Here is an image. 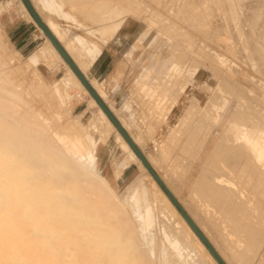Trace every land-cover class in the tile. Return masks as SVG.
<instances>
[{"label": "rangeland", "instance_id": "1", "mask_svg": "<svg viewBox=\"0 0 264 264\" xmlns=\"http://www.w3.org/2000/svg\"><path fill=\"white\" fill-rule=\"evenodd\" d=\"M5 1H7L8 3L6 6L4 5L5 7L3 6L2 9L7 8L13 0H2L1 3H4ZM14 1L17 2V0ZM83 1L84 0H79V3H82ZM199 1L200 0H111L109 1V3H111V6H109L106 11L107 19H112V22H114V24L116 23L115 25H121V27L117 28V30L114 31L111 36H109L111 27L104 34L101 33V35L103 36H101L99 33H92L91 31H89L88 26L92 23V19H84L81 14H78L77 9H75L74 7V3L71 1L56 0V2L60 5L59 11L56 12H47L46 10H42L41 8L40 11H42L41 13L45 15V18L52 17L53 19H55V21L60 23L61 27L69 28L68 34L76 31L77 33L83 35L86 39L83 46L87 49L100 44L103 48L115 36L118 30H123L125 33H128L130 35L129 40L134 41L132 43L130 52L135 49L136 52L141 54L140 72H142L144 68L152 69V67L150 66L151 61L156 63L153 67L158 66L159 69H156L154 71L151 70L150 74L155 73V76L158 77L157 79L159 80L158 82L160 85L158 84L157 86V89L159 90L157 92L160 94V92L162 93L166 91V95H168L169 97L173 96L174 94L179 95L177 98L178 103L181 102L178 107L179 111L182 107H188L184 109L187 111L184 112V116H181L180 119L183 120L182 127L185 130L181 133H178L179 135H182V137L176 135V132L174 131H170L169 133L166 124H158V120H160L159 117L162 115L160 113H155V116L156 118H158V120H156V118H153L151 121L158 126L155 128L154 132H151V124L145 117V113L147 112L148 107L143 104L146 102L142 101L144 98L145 101H149L150 99L149 97L146 98V96L142 93V96H138L140 98H137V100L132 99L130 101V105L132 107L131 112L133 111L132 116L128 114V111H123L126 118L132 121L129 127L131 133L134 135V139L136 137L135 140L137 142L139 140L142 146L140 147L144 150L152 165H155L154 167L157 168L156 170L160 172V174L162 175L160 176L162 178L164 177V180L166 177L168 180V184L171 182L169 185H172L174 194L177 195L181 200L185 201L182 202L184 207H187V210L191 208V210H189V213L192 215V217H194L195 222L197 223L198 221L197 224H200V221L202 224L205 222L207 226L205 224H203L204 227L202 226V224H200L202 227L200 225L198 226L205 234L207 232V237L213 234L208 238L211 240L213 238L212 243L215 241V245L218 244L222 247V251H219L225 256L227 255V258L224 256V260L228 264H230L231 262V264H242V259L244 255H246L245 250L252 251L251 258L247 264H252L256 257H260V261L264 263V253H260L261 247L264 243V194L263 196L259 195L262 194V191H260L261 187H263L262 190H264V184L259 182L258 180H254L253 178L250 179L249 182L241 180L240 178H238L237 173V176L234 175L235 171L239 172V170L243 169L240 164L239 166H237L239 167L238 169L234 168L235 170L233 173V170H231L229 166H224L222 160H219L221 156L220 151L222 150L221 144L223 145L227 143L229 138H227L229 134L227 135L225 130L220 128V123L222 124L224 121L225 114L223 113L225 112V109L228 110V112H233L232 108H234V106H236L237 104L241 105L242 103L248 106V100L250 101H248V103H251L252 105L250 104V106L252 107L255 103L257 104V106L254 105L253 108L256 107V109H259L260 111L261 107H259V104H262V108H264V7L262 8L263 10L260 9L261 11H257V6L255 7L256 2L254 1L252 3V0H244V2H242L243 0ZM34 2H37L36 5H38L37 0H35ZM129 2H131V4H129ZM171 2H173L174 4ZM227 2L228 6L226 5ZM97 7L99 8L100 6H95V8ZM129 7H131V10L128 9ZM253 7L255 8V11ZM195 8H197V10H195ZM230 8L233 9L231 10ZM101 9L103 10V8ZM187 9L189 11H187ZM19 10V14H22L24 18L29 21V31L35 29V31H33L36 35V38L31 48L34 50L31 53L28 52L30 51L28 49L24 52H21L9 38L6 29L4 28L2 19L0 18V53H2L1 55L5 57L8 56V61L5 65H3L4 67L8 66L9 68L6 67L7 69H12L10 66H16L18 69L22 67L21 70L19 69V74H21V76L22 74L25 75L24 78L23 76L21 77L22 80H20V76L19 78H14H17L20 82L18 80L12 81L11 79L12 85L14 84L13 87L17 90V92L23 91L22 93L18 92V95L20 96H18V98H21L23 100L22 101L19 99L23 102L21 107L23 110H25L24 108H27L26 110L30 109L28 111H31L33 115H35V118H37V121H33L38 122L39 120L40 123H43L48 132L60 142L67 143L69 141H72L73 135L70 131H62L61 129H59L55 125L58 124V122L59 124L63 122L64 125L72 122L74 124H77L76 128H80V130L82 131H85L86 127L88 128L89 136L87 145H85L86 147L78 144L76 149L83 152V161H86L89 158L86 154L87 151H90L91 149L90 153L93 156V171L95 173V179L102 183V193L99 196V199L97 197H95L96 199L93 198L94 195L92 196V193L94 191L92 189L87 190L83 188L82 182H79V180H76L78 182H76L75 180L73 181V179L75 178L73 176L70 178L66 177V179H62L61 181H57L43 174L40 175L41 173H33L35 167H37L40 164V161H43L44 158L40 157L39 153H37V156L31 152L27 153L24 147L17 146L14 144V142L12 144L11 142L7 144V142L12 140L7 138L6 136L4 137V131L2 130V133L0 129V248H3L4 252L11 251L14 254L22 253L24 249H29V252L31 254L24 259L13 258L10 262H13V264H210L207 262V260H205L203 256H201L203 254L200 252V250L193 247V244L190 242L189 236L180 227L175 217H172L171 214L169 215L170 218H164V214L168 212V209L164 206L155 190L152 189L150 182L146 178V176L141 174L142 167L132 160L130 155L126 153V149L118 146L119 142H117L115 133L112 130V126L107 125L108 123L104 119L99 118L96 115L97 109L94 102L90 103V96L84 93L82 90L76 88L75 86H70L67 92L64 94H62L63 92L60 93L61 91L56 92L55 94L49 91L52 89L54 90V80H59V78L67 76V68L57 60L55 61L54 57L52 59V55H48V58L45 57V60L41 59L35 61V64H32L29 61L37 48L43 45L45 39L43 34L37 33L35 24L23 14L20 7ZM66 11L69 13L71 12L69 16H65L63 14ZM185 15L186 19H184ZM179 16L182 17L179 18ZM176 17H178V19ZM190 17H193L194 20L192 18L190 19ZM169 20L171 23L169 22ZM191 21L192 23H189ZM164 23H169V25H166ZM229 26H232L231 29L233 28L234 30H231ZM173 28L174 30H176H172ZM216 30L217 32H215ZM167 32L169 33L167 34ZM248 32L251 33V35H248ZM202 33H204L205 36ZM213 35L215 37H213ZM233 35L234 37H232ZM105 36L107 39L105 38ZM65 38H67V40L64 39V41L66 40L67 42H65L71 45L70 47L74 49L73 51H75L80 58L83 57L77 49L79 47L75 46L74 42L71 41V36L65 35ZM179 39L181 41H179ZM186 39L191 40V42L189 43V40L187 41ZM217 42L218 44L216 45ZM248 42L250 43V45ZM201 45L203 46V48ZM182 52L183 54H181ZM179 55L182 56V58H180ZM130 56L131 55H129L127 59L130 58ZM211 57L214 59H212ZM85 59L86 56H84V58H81V62L83 64L82 60H84V62L86 63L83 65H85V70L87 69L88 73L91 71V60L88 59L89 62H86L87 59ZM198 59L200 60V62ZM28 63L31 64L29 65ZM45 66L57 73L55 79L52 80L42 74L44 68H46ZM241 67L244 69V71ZM259 70H261V73ZM216 72L220 74L218 75L216 74ZM241 72L243 73L241 74ZM88 75L90 76V73H88ZM89 78L91 79V81H95H93L95 85L98 84L96 86L100 87L101 89H99L104 94V79L99 81L97 80L96 82V80L91 76ZM27 79L32 83L28 82ZM248 79L250 82L248 81ZM33 83L35 84L33 85ZM45 83L48 85H46ZM234 83L235 86L241 88L240 91L239 88L234 86ZM21 84L26 85L22 86ZM30 84L32 85L34 93L37 92L34 96H32V94L34 93H31L32 88ZM49 84L51 87L49 86ZM27 85L29 88L27 87ZM36 86L40 89H37ZM41 87L43 89H41ZM217 87L219 90L217 89ZM222 87L223 90L226 91L220 90V88ZM25 89H28L27 91L31 93L30 96L29 94H27L29 92H27ZM36 89L37 91H35ZM39 90H43L42 92L45 93L46 97L45 95L43 96V93L39 92ZM128 90V87H125L124 89L118 91L116 89H112L107 91V97L105 96L106 94H104V97L105 99L107 98L108 101L112 104L119 103L125 93L128 92ZM50 92L52 93V95ZM230 92H232V94ZM215 93H217L216 96H221L219 97L220 102H217V104L216 101L218 100L216 99L217 97H215ZM239 95L242 97H240ZM53 97L54 99L59 100H57L56 102V100L51 99ZM229 97L232 98V101ZM25 98L29 99L26 101ZM32 98H34L33 100L35 102L32 100ZM223 98L226 103L228 102L227 104H230L229 107L228 105L225 106L226 108L223 106L225 103L223 101ZM168 99L169 98H166L164 100L169 101ZM48 100L54 102H48ZM42 101H46L44 105H42ZM238 101L240 104L237 103ZM58 102L62 104H58ZM34 103L35 105H33ZM78 103V107L74 108ZM169 103L170 101L165 102L164 104L169 105ZM207 103L209 104L207 105ZM218 103H220L221 105H218ZM50 104L52 108H50ZM166 105L164 106L166 107ZM47 106L48 108H46ZM55 106L58 108H55ZM31 107H38V109L36 111V108L34 109ZM45 108L47 110H50L46 112L47 110ZM80 108H86L87 110L86 114L83 117L77 115V110ZM205 108L208 111H206ZM39 110L42 111V113H37L40 112ZM51 111L53 114L51 113ZM117 111L116 113L119 115L118 117H122V119H124L120 111L118 109ZM43 112L46 114V116H44ZM261 112L264 113V109H261ZM92 113L96 115L95 120H97L102 129L101 133L94 130L92 127L93 124L89 123V119ZM230 117H228V120L231 119ZM32 118L34 119V117ZM255 120L256 121L253 120V122L249 121V123L253 124L255 122L254 124H256V126L254 127L260 130L263 129L264 131V116L261 117V122L260 120ZM229 122L230 121H228V124L230 125ZM259 122L261 123V125ZM63 123H61L60 125H62ZM196 123L200 125L201 128L198 131L197 128H195ZM237 123L234 124V128L231 127V129L236 133H238V127H243L241 122ZM250 124L247 125L249 126ZM51 125L53 127H51ZM52 128L56 131H54ZM221 131L223 133H221ZM66 132L68 134H66ZM221 134L223 137L225 136V139H222ZM199 136L202 137L199 138ZM216 137L219 140L222 139L221 141H224V143L219 140L215 141L217 140ZM198 138L201 142L198 140ZM194 139H197L198 141H194ZM101 143L105 145L102 147ZM198 143L203 144L200 145ZM216 143H218L217 148L215 145ZM100 151H102L101 154ZM103 152H108L109 160L114 162L115 170L113 177H109V171L100 170L99 168V157H103ZM213 155L216 157L214 158ZM10 157H13L14 160H11ZM202 159H204V161ZM213 162L216 163V165H219L217 167H220L221 169L217 168L214 164L216 167L215 168ZM129 164V169L125 172V174H122L121 169L128 166ZM205 165H208L207 171H205ZM199 166L203 167L204 170ZM234 167L236 166L234 165ZM201 171L202 173H200ZM204 171L206 175L205 173H203ZM221 171L223 172L221 173ZM226 171L228 172L227 176L224 175ZM244 171L253 172V170L250 171L248 169ZM215 172L218 175H215ZM34 174L36 176H34ZM138 174V179L140 180V182H143V191L145 193V196H142L141 188H139V190L131 189V186L134 184V178H136ZM199 174L205 175V179L209 180V184L212 183L213 186L215 185V182L210 181V179L213 180L212 178H214L215 176H221L219 178V181L231 184L224 185V187H226L225 189L222 187L223 184L219 186L220 189L221 187L223 188L221 189L222 193V190H224L223 195L225 197V201H223L222 197H219L217 201L216 199L214 200L212 198H208V196L200 194L199 192L197 193L195 191V189L197 188V179H204V177L199 176ZM44 176L46 177V182L44 181L43 183V180H41L40 182L41 178L45 180ZM175 176L177 179L175 178ZM182 177L183 179H181ZM47 178L49 179L48 182ZM174 178L178 182H176ZM167 180H165L166 183ZM204 180L203 182L205 183L206 180ZM175 182L179 183L176 184L177 188L175 187ZM181 186L182 188H180ZM230 186L231 188L233 187L232 189L234 190V192L228 191L229 189L226 190L227 187L230 188ZM185 187L187 189L189 187V192L187 194H185ZM192 187V191L194 190L193 192H191L190 190V188ZM231 188L230 190H232ZM131 190L133 191L131 192ZM236 191L238 193H236ZM226 192H228V194ZM229 192L232 193V195ZM245 193H247V196L245 195ZM207 194L210 195V192H207ZM235 194L237 196H235ZM230 197L233 198V200L230 199ZM238 197L241 199H239ZM227 198L231 200V204L228 203L229 200ZM151 201V223L148 230L143 222L140 223L135 220L132 209L134 207L138 208L144 203ZM232 201L235 203V208ZM217 203L218 208L216 207ZM227 203L230 205H228ZM214 204L215 207L213 206ZM230 207L234 210H230ZM195 216H200V220H198V217ZM208 228L210 232L208 231ZM175 231L177 237L179 236L178 234H180L178 239L181 240V242H179V240L177 239ZM208 232L211 234H208ZM250 237L251 240L249 239ZM245 239L250 240V242L252 243V246H250L249 244L247 249H245L246 247L243 242L245 241ZM218 245L216 246V248L219 249ZM186 251H193L191 257L187 258L188 255ZM152 253L155 254L153 255ZM3 257L4 253H0V264L3 263ZM227 259H229V261ZM257 264H259V262Z\"/></svg>", "mask_w": 264, "mask_h": 264}, {"label": "bare ground", "instance_id": "2", "mask_svg": "<svg viewBox=\"0 0 264 264\" xmlns=\"http://www.w3.org/2000/svg\"><path fill=\"white\" fill-rule=\"evenodd\" d=\"M4 1V0H3ZM32 1V0H31ZM35 1V0H34ZM114 1V0H113ZM118 1V0H117ZM128 1H132V0H128ZM134 1H137V0H134ZM189 1V0H188ZM201 1V0H200ZM199 1V2H200ZM203 1V0H202ZM211 1V0H210ZM225 1V0H224ZM256 2L254 5H255V7H256V9H257V11H259L260 9H262L263 7H264V0H252V3L253 2ZM161 2V1H160ZM181 2V1H180ZM233 2V1H232ZM242 2H244V0L242 1ZM241 2V3H242ZM7 1H5L4 3H1L0 2V11L2 10V7L5 5H7ZM17 3H18V5H19V7L23 10V13H24V15L29 19V20H31L34 24H35V27H36V30H37V33H41V34H43V36H44V43H43V45L42 46H40V47H38L37 48V50L34 52V54L32 55V57L29 59V61L32 63V64H35L36 62L35 61H37V60H41V59H44L45 57H47L48 55L50 56V55H52V59H53V57L55 58V61L57 60L58 62H60V63H62L63 64V66H65L66 68H67V71H68V74H67V76H64V77H61V78H59V80H54V90L52 89V90H49V91H51V92H53L54 94L56 93V92H59V91H61L60 93H62V94H64V93H66L67 92V90H68V88L70 87V86H75L76 88H78V89H80V90H82L84 93H86V94H88L89 96H90V99H91V101H90V103L91 102H94V104H95V106H96V109H97V111H96V115L99 117V118H102V119H104L108 124L107 125H111L112 126V130H113V132L115 133V137H116V139H117V142H119V145L118 146H121L123 149H126V153H128L129 155H130V157L132 158V160L133 161H135L136 163H138L141 167H142V170H141V174H143L144 176H146V178L149 180V182H150V185H151V187H152V189H154L155 190V192L157 193V195L160 197V199H161V201H162V203L164 204V206L168 209V212L167 213H165L164 214V218L165 219H168V218H170L169 217V215H171L172 214V217H175V219L177 220V222L179 223V225H180V227L183 229V231L189 236V238H190V242L193 244V247L195 248V249H198V250H200V252L203 254V255H201V256H203L204 258H205V260H207V262L208 263H210V264H219L217 261H216V259L212 256V254L209 252V250L206 248V246L204 245V243L200 240V238L197 236V234L193 231V229L190 227V225L188 224V222L184 219V217L181 215V213L177 210V208L174 206V204L170 201V199L168 198V196L164 193V191L160 188V186L156 183V181L154 180V178L150 175V173L147 171V169L144 167V165L142 164V162L139 160V158L136 156V154L133 152V150L130 148V146L128 145V143L126 142V140L123 138V136L120 134V132L116 129V127L112 124V122L109 120V118L107 117V115H106V113L102 110V108L96 103V101L94 100V98L89 94V92H88V90L84 87V85L81 83V81L78 79V77L76 76V74L73 72V70L70 68V66L65 62V60L60 56V54H59V52L57 51V49L54 47V45L52 44V42L49 40V38L44 34V32L42 31V29L36 24V22L32 19V17L30 16V14H29V12L27 11V9L25 8V6H24V4L22 3V0H17ZM33 3V5H34V3L35 2H32ZM37 3V2H36ZM65 3V2H64ZM119 3V2H118ZM120 3H122V2H120ZM134 3H137V2H134ZM171 3H173V2H171ZM191 3H194V2H191ZM236 3V2H235ZM251 3V4H252ZM129 4H131V2H129ZM174 4V3H173ZM180 4V3H179ZM186 4V3H185ZM189 4V3H188ZM220 4H221V2H220ZM224 4V3H223ZM231 4V3H230ZM247 4H248V2H247ZM250 4V5H251ZM133 5V4H132ZM181 5V4H180ZM191 5V4H190ZM194 5H197V4H194ZM207 5V4H206ZM226 5L228 6V2L226 3ZM233 5V4H232ZM250 5H248V6H250ZM4 6V7H5ZM37 6V5H36ZM118 6V5H117ZM134 6V5H133ZM144 6V5H143ZM221 6V5H220ZM219 6V7H220ZM227 6H226V8H227ZM231 6V5H230ZM242 6H243V4H242ZM245 6V5H244ZM253 6V5H252ZM35 7V6H34ZM185 7H186V5H185ZM202 7V6H201ZM208 7V6H207ZM222 7V6H221ZM36 8V7H35ZM131 7H129L128 9H130ZM143 8V7H142ZM152 8V7H151ZM167 8V7H166ZM178 8V7H177ZM190 8V7H189ZM250 8V7H249ZM254 8V7H253ZM45 9V8H44ZM114 9V8H113ZM117 9V8H116ZM139 9V8H138ZM145 9V8H144ZM173 9V8H172ZM175 9V8H174ZM179 9V8H178ZM181 9V8H180ZM231 9V8H230ZM233 9V8H232ZM231 9V10H232ZM37 10V9H36ZM94 11H95V13H97L99 16H100V18H99V16H96V19H97V17L99 18V19H102V20H106L107 19V12L106 11H104V10H102L100 7L98 8H94L93 9ZM131 10V9H130ZM177 10V9H176ZM175 10V11H176ZM182 10V9H181ZM195 10H197V8H195ZM223 10V9H222ZM263 10V9H262ZM38 11V10H37ZM163 11V10H162ZM187 11H189L188 9H187ZM220 11H221V9H220ZM247 11V10H246ZM254 11H255V8H254ZM261 11V10H260ZM40 12V10L38 11V13ZM42 12V11H41ZM40 12V13H41ZM67 12V11H66ZM65 12V13H66ZM165 12V11H164ZM180 12V11H179ZM239 12V11H238ZM251 12V11H250ZM39 13V14H40ZM71 13V12H70ZM69 13V14H70ZM176 13V12H175ZM195 13V12H194ZM202 13V12H201ZM214 13V12H213ZM216 13V12H215ZM259 13V12H258ZM74 14H76V13H74ZM80 14H82V13H80ZM86 14V17L85 18H88L89 19V17H87V13H85ZM164 14V13H163ZM167 14V13H166ZM180 14V13H179ZM187 14V13H186ZM251 14V13H250ZM260 14H261V12H260ZM42 14H40V16H41ZM44 15V14H43ZM42 15V16H43ZM83 15V14H82ZM89 15V14H88ZM193 15V14H192ZM195 15V14H194ZM41 16V18L44 20V22L48 25V27L50 28V30L53 32V34L58 38V40L62 43V45L64 46V48L66 49V51L69 53V55L72 57V59L74 60V62L77 64V66L79 67V69L84 73V75L88 78V80L90 81V83L92 84V86L96 89V91L98 92V94L102 97V99L106 102V99H105V97H104V94H106V93H104L103 94V92H101V88L100 87H97L96 85H98V84H94L93 83V81H91V79L89 78L90 76L88 75V73H90V72H88L87 73V69L85 70V65H83V64H86L85 62H84V60H82L83 61V64H82V62H81V58H84V57H79V55H77V53L75 52V51H73L74 49H72V47H70L71 45H69L68 43H66L67 41V38H65V35H67V33H69V30H61V28L59 27L60 25H59V23L57 22V21H55V19H53V18H48V17H46V18H43ZM84 16V15H83ZM169 16V15H168ZM176 16H178V15H176ZM190 16H191V14H190ZM214 16V15H213ZM218 16V15H217ZM250 16V15H249ZM44 17H45V15H44ZM170 17V16H169ZM182 17V16H181ZM180 16H179V18H181ZM195 17H197V16H195ZM208 17V16H207ZM246 17V16H245ZM84 18V19H85ZM177 19H178V17H176ZM193 19V17H190V19ZM202 18V17H201ZM218 18V17H217ZM236 18H238V17H236ZM98 19V20H99ZM123 19H124V17H123ZM163 19V18H162ZM184 19H186V15L184 16ZM203 19V18H202ZM227 19V18H226ZM242 19V18H241ZM97 20V21H98ZM160 20V19H159ZM175 20V19H174ZM194 20V19H193ZM198 20V19H197ZM204 20V19H203ZM101 21V20H100ZM122 21V20H121ZM173 21V20H172ZM177 21V20H176ZM223 21V20H222ZM99 22V21H98ZM97 22V23H98ZM106 22V21H105ZM104 22V23H105ZM160 22V21H159ZM169 22H170V20H169ZM183 22V21H182ZM195 22V21H194ZM228 22V21H227ZM231 22V21H230ZM252 22V21H251ZM101 23V22H100ZM99 23V24H100ZM120 23V22H119ZM119 23H117V24H119ZM122 23V22H121ZM163 23V22H162ZM171 23V22H170ZM187 23V22H186ZM189 23H192V21L191 22H189ZM220 23V22H219ZM262 23V22H261ZM102 24V23H101ZM100 24V25H101ZM107 24V23H106ZM116 24V23H115ZM114 24V25H115ZM159 24V23H158ZM164 24H166V23H164ZM168 25H169V23H167ZM166 24V25H167ZM200 24V23H199ZM203 24H204V21H203ZM90 25V24H89ZM92 25L93 26H95L93 23H92ZM91 25V26H92ZM109 25V24H108ZM120 25V24H119ZM165 25V26H166ZM184 25H186V24H184ZM189 25V24H188ZM192 25H194V24H192ZM209 25V24H208ZM239 25V24H238ZM241 25V24H240ZM93 26L91 27L92 29H93ZM97 26V25H96ZM95 26V27H96ZM113 26V25H112ZM158 26V25H157ZM156 26V27H157ZM164 26V25H163ZM171 26V25H170ZM183 26V25H182ZM225 26V25H224ZM177 27H179V26H177ZM193 27V26H192ZM198 27V26H197ZM218 27V26H217ZM221 27V26H220ZM230 27V26H229ZM232 27V26H231ZM231 27H230V29H231ZM97 28V27H96ZM96 28H94V29H96ZM102 28H104V25L102 26ZM169 28V27H168ZM175 28V27H174ZM174 28L172 29V30H174ZM195 28V27H194ZM249 28V27H248ZM63 29V28H62ZM65 29V28H64ZM98 29V28H97ZM96 29V30H97ZM110 29V28H109ZM159 29H160V27H159ZM158 29V30H159ZM163 29V28H162ZM161 29V30H162ZM186 29H187V27H186ZM185 29V30H186ZM199 29V28H198ZM208 29V28H207ZM225 29V28H224ZM233 29V28H232ZM231 29V30H232ZM243 29V28H242ZM250 29V28H249ZM262 29V28H261ZM99 30H102L101 28H99ZM98 30V31H99ZM112 30V29H111ZM110 30V31H111ZM114 30V29H113ZM166 30V29H165ZM171 30V29H170ZM176 30V29H175ZM174 30V31H175ZM178 30V29H177ZM219 30V29H218ZM234 30V29H233ZM246 30V29H245ZM91 31V30H90ZM163 31V30H162ZM184 31V30H183ZM190 31V30H189ZM202 31V30H201ZM226 31V30H225ZM230 31V30H229ZM96 31H94V33H95ZM100 32V31H99ZM178 32V31H177ZM204 32V31H203ZM208 32V31H207ZM211 32V31H210ZM215 32H217V30L215 31ZM231 32V31H230ZM75 33V32H74ZM105 33V32H104ZM169 32H167V34H168ZM172 33H174V32H172ZM185 33V32H184ZM191 33V32H190ZM192 33H193V31H192ZM205 33H206V31H205ZM222 33H223V31H222ZM221 33V34H222ZM246 33H247V31H246ZM256 33V32H255ZM100 34V33H99ZM111 34H112V32H111ZM187 34V33H186ZM195 34H197V33H195ZM203 35H204V33H202ZM201 34V35H202ZM211 34V33H210ZM233 34V33H232ZM251 35V33H249L248 32V35ZM110 35V34H109ZM231 35V34H230ZM76 36H78V35H76ZM111 36V35H110ZM173 36V35H172ZM186 36V35H185ZM195 36H197V35H195ZM200 36V35H199ZM205 36V35H204ZM257 36V35H256ZM68 37V36H67ZM176 37V36H175ZM181 37H183V36H181ZM213 37H215L214 35H213ZM217 37V36H216ZM224 37V36H223ZM232 37H234V35L232 36ZM254 37V36H253ZM187 38V37H186ZM248 38V37H247ZM252 38V37H251ZM64 39H66L65 41H64ZM107 39V38H106ZM193 39V38H192ZM195 39H197V38H195ZM209 39V38H208ZM214 39V38H213ZM177 40V39H176ZM184 40V39H183ZM187 40V39H186ZM189 40V39H188ZM187 40V41H188ZM215 40V39H214ZM239 40V39H238ZM249 40V39H248ZM257 40V39H256ZM82 41H84V40H82ZM179 41H181L180 39H179ZM199 41V40H198ZM204 41V40H203ZM206 41V40H205ZM213 41V40H212ZM236 41H237V38H236ZM250 41V40H249ZM261 41V40H260ZM259 41V42H260ZM185 42V41H184ZM191 42V40H189V43ZM252 42V41H251ZM75 43V42H74ZM83 43V42H82ZM194 43V42H193ZM207 43V42H206ZM213 43H215V42H213ZM223 43V42H222ZM249 43V42H248ZM195 44H197V43H195ZM218 44V42L216 43V45ZM220 44V43H219ZM225 44V43H224ZM254 44V43H253ZM75 45V44H74ZM77 45H79V44H77ZM175 45H176V43H175ZM211 45V44H210ZM215 45V46H216ZM227 45V44H226ZM225 45V46H226ZM230 45V44H229ZM249 45H250V43H249ZM256 45V44H255ZM202 46V45H201ZM222 46V45H221ZM258 46V45H257ZM78 47V46H77ZM213 47V46H212ZM224 47V46H223ZM251 47V46H250ZM175 48V47H174ZM202 48H203V46H202ZM249 48V47H248ZM256 48V47H255ZM77 49H79V48H77ZM176 49V48H175ZM199 49V48H198ZM221 49V48H220ZM226 49V48H225ZM251 49V48H250ZM254 49V48H253ZM82 50V49H81ZM177 50V49H176ZM171 51V50H170ZM182 51V50H181ZM185 51V50H184ZM205 51V50H204ZM255 51V50H254ZM253 51V52H254ZM79 52H81V51H79ZM82 52H83V50H82ZM201 52V51H200ZM229 52V51H228ZM257 52V51H256ZM169 53V52H168ZM172 53V52H171ZM187 53V52H186ZM185 53V54H186ZM198 53V52H197ZM207 53V52H206ZM252 53V52H251ZM2 53H0V126H2V127H0V129H1V132H2V130L4 131V137L6 136L7 138H9L10 140H12V141H9V142H7V144H9L10 142H11V144L14 142V144L15 145H17V146H20V147H24V149H25V151L27 152V153H34L36 156L38 155L37 153H39V155H40V157H43L44 158V160L43 161H40V164L37 166V167H35V169L33 170V173H41L40 175H45V176H48V177H50V178H53V179H55V180H57V181H61L62 179L64 180V179H66V177L68 178H70V177H75V178H78V179H73V181L75 180H79V182H82V186H83V188H85V189H87V190H89V189H92L93 191V193H92V196H93V198H95V197H97L98 199H99V196L101 195V189H102V183H100V181H98L97 179H95V173H94V171H93V156H92V154L90 153V151H91V149H90V151H87V156L89 157L86 161H83V158H84V154H83V152L82 151H80V150H78V149H76V147H77V145L79 144V145H83L84 147H86L85 145H87V142H88V136H89V132H88V128L86 127V129H85V127H84V129H85V131H82V130H80V128H76V125L77 124H74V123H72V122H69V123H67V124H65L64 125V123L63 122H61V123H63L62 125H60L59 124V122H58V124H55L59 129H61L62 131H70L71 133H72V135H73V139H72V141H69V142H67V143H65V142H60V141H58L57 139H55L54 137H53V135H51L49 132H48V130L44 127V124L43 123H40L39 122V120H38V122H34V121H37V118H35V115H33V113L31 112V111H28V110H30V109H28V110H26L27 108H24L25 110H23L22 109V104H23V100L21 99V98H18V92H17V90L13 87V85H12V81H17L18 79L16 78V79H14L15 77H18L19 78V76H20V78L23 76V78H24V76L25 75H23L22 74V76H21V74H19V69L21 70L22 69V67H20L19 69L16 67V66H10L12 69H7L6 67H8V66H3V65H5L6 64V62L8 61V56H3V55H1ZM85 54V53H84ZM180 54V53H179ZM181 54H183V52L181 53ZM180 54V55H181ZM188 54V53H187ZM202 54V53H201ZM209 54H210V52H209ZM212 54V53H211ZM253 54V53H252ZM81 55H82V53H81ZM174 55V54H173ZM179 55V56H180ZM206 55V54H205ZM255 55V54H254ZM256 55H258V54H256ZM126 56H127V54H126ZM178 56V55H177ZM199 56V55H198ZM210 56V55H209ZM238 56V55H237ZM10 57V56H9ZM184 57H185V55H184ZM188 57V56H187ZM190 57H192V56H190ZM205 57H207V56H205ZM48 58V57H47ZM177 58V57H176ZM179 58V57H178ZM180 58H182V56H180ZM189 58V57H188ZM195 58V57H194ZM193 58V59H194ZM212 58V57H211ZM211 58H209V59H211ZM86 59L88 60L89 58H87L86 57ZM85 59V60H86ZM192 59V58H191ZM201 59V58H200ZM208 59V58H207ZM212 59H214V58H212ZM247 59V58H246ZM45 60V59H44ZM51 60V59H50ZM86 60V62H89V60L87 61ZM190 60V59H189ZM199 60V59H198ZM256 60V59H255ZM258 60V59H257ZM174 61H175V59H174ZM202 61V60H201ZM204 61V60H203ZM206 61V60H205ZM27 62V61H26ZM48 62H51V61H48ZM123 62V61H122ZM178 62H180V61H178ZM184 62V61H183ZM192 62V61H191ZM199 62H200V60H199ZM216 62V61H215ZM222 62V61H221ZM31 63H28L29 65L31 64ZM56 63V62H55ZM190 63V62H189ZM188 63V64H189ZM195 63V62H194ZM193 63V64H194ZM260 63V62H259ZM10 64V63H9ZM12 64H13V62H12ZM16 64V63H15ZM88 64V63H87ZM192 64V63H191ZM11 65V64H10ZM49 65V64H48ZM198 65V64H197ZM18 66V65H17ZM21 66V65H20ZM32 66V65H31ZM84 66V67H83ZM190 66V65H189ZM199 66V65H198ZM204 66V65H203ZM50 67V66H49ZM117 67H119V66H117ZM208 67V66H207ZM232 67V66H231ZM259 67V66H258ZM9 68V67H8ZM222 68V67H221ZM235 68V67H234ZM242 68V67H241ZM210 69V68H209ZM220 69V68H219ZM237 69V68H236ZM243 69V68H242ZM28 70V69H27ZM262 70V69H261ZM261 70H259L260 71V73H261ZM23 71V70H22ZM21 71V72H22ZM148 71H149V69H148ZM148 71H146V72H148ZM224 71V70H223ZM241 71V70H240ZM243 71H244V69H243ZM264 71V70H263ZM31 72V71H30ZM23 73V72H22ZM215 73V72H214ZM243 72H241V74H242ZM247 73V72H246ZM253 73V72H252ZM144 74V73H143ZM216 74H218L217 72H216ZM220 74V73H219ZM218 74V75H219ZM223 74H225V73H223ZM236 74V73H235ZM149 75H150V73H149ZM152 76H154L153 74H151ZM150 75V76H151ZM221 75H222V73H221ZM238 75V74H237ZM262 75V74H261ZM39 76V75H38ZM150 76H148V74L147 75H142V77H141V80H140V82H142V83H146V84H149V83H152L151 81H153L152 79H150ZM158 76V75H157ZM242 76V75H241ZM156 77V76H155ZM243 77V76H242ZM260 77V76H259ZM25 78H27V77H25ZM157 78V77H156ZM180 78V77H179ZM223 78V77H222ZM221 78V79H222ZM241 78V77H240ZM248 78V77H247ZM261 78V77H260ZM11 79H12V81H11ZM14 79V80H13ZM139 79V78H138ZM218 79V78H217ZM20 80H22V78L20 79ZM117 80V79H116ZM19 81V80H18ZM27 81L28 82H30V83H32L30 80H28L27 79ZM33 81V80H32ZM222 81V80H221ZM248 81H249V79H248ZM254 81V80H253ZM20 82V81H19ZM22 82V81H21ZM25 82V81H24ZM35 82V81H34ZM95 82V81H94ZM96 82H97V80H96ZM224 82V81H223ZM229 82V81H228ZM250 82V81H249ZM27 83V82H26ZM189 83V82H188ZM17 84V83H16ZM19 84V83H18ZM35 83H33V85H34ZM39 84V83H38ZM46 84V83H45ZM139 84V83H138ZM141 84V83H140ZM139 84V85H140ZM156 84H158V83H156ZM174 84V83H173ZM225 84V83H224ZM227 84V83H226ZM233 84V83H232ZM22 86L23 85H26V84H21ZM29 85V84H28ZM28 85H27V87H28ZM46 85H48V84H46ZM204 85V84H203ZM221 85H223V84H221ZM220 85V86H221ZM250 85V84H249ZM30 86H31V88H32V85L30 84ZM38 86V85H37ZM36 86V87H37ZM43 86V85H42ZM45 86V85H44ZM49 86H50V84H49ZM114 86V85H113ZM137 86V85H136ZM135 86V87H136ZM150 86V85H149ZM152 86V85H151ZM219 86V85H218ZM228 86V85H227ZM234 86H235V83H234ZM257 86V85H256ZM51 87V86H50ZM156 87V86H155ZM206 87V86H205ZM235 87H237V88H239L238 86H235ZM243 87V86H242ZM248 87V86H247ZM250 87V86H249ZM29 88V87H28ZM39 87H37V89H38ZM100 88V89H99ZM138 88V87H137ZM136 88V89H137ZM207 88V87H206ZM224 88H225V86H224ZM228 88V87H227ZM257 88V87H256ZM21 89V88H20ZM35 89V88H34ZM37 89L35 90V91H37ZM40 89V88H39ZM41 89H43L42 87H41ZM217 89H218V87H217ZM235 89V88H234ZM253 89V88H252ZM18 90H19V88H18ZM26 90V89H25ZM28 90V89H27ZM26 90V91H27ZM32 90V92L31 93H34V90H33V88L31 89ZM45 90V89H44ZM219 90V89H218ZM220 90H223V87L222 88H220ZM241 90V88H239V91ZM256 90H258V89H256ZM256 90H254V91H256ZM21 91V90H20ZM43 90H39V92H42ZM134 91V90H133ZM223 91H226V90H223ZM231 91H233V90H231ZM264 91V90H263ZM23 92V91H22ZM22 92H19V93H22ZM27 92H29V91H27ZM47 92V91H46ZM50 92V93H51ZM216 92H218V91H216ZM229 92V91H228ZM235 92V91H234ZM31 93L29 92V93H27V94H29V96L31 95ZM35 93H37V92H35ZM32 94V96H34V95H36V94ZM43 93V92H42ZM41 93V94H42ZM60 93H59V95H60ZM158 93V92H157ZM161 93V92H160ZM214 93V92H213ZM231 94H232V92H230ZM238 93V92H237ZM24 94V93H23ZM48 94V93H47ZM54 94H53V96H54ZM61 94V95H62ZM140 94V93H139ZM142 94V93H141ZM216 94L217 93H215V97H217L216 99L218 100V101H216V104H217V102H220L219 101V97H221V96H219L218 97V95L216 96ZM230 94V95H231ZM239 94V93H238ZM247 94V93H246ZM260 94V93H259ZM22 95V94H21ZM25 95V94H24ZM37 95H39V94H37ZM43 96L45 95V93H43L42 94ZM41 95V96H42ZM51 95H52V93H51ZM50 95V96H51ZM56 95H58V94H56ZM55 95V96H56ZM155 95H157V94H155ZM160 95V94H159ZM162 95V94H161ZM241 95V94H240ZM239 95V96H240ZM244 95V94H243ZM252 95V94H251ZM250 95V96H251ZM23 96V95H22ZM48 96V95H47ZM63 96V95H62ZM106 96V95H105ZM125 96H126V94H125ZM127 96H129V95H127ZM133 96V95H132ZM178 96L179 95H173L171 98H173V100H178L177 98H178ZM209 96V95H208ZM236 96H238V95H236ZM20 97V96H19ZM45 97H46V95H45ZM57 97V96H56ZM59 97V96H58ZM107 97V96H106ZM155 97V96H154ZM153 97V98H154ZM161 97V96H160ZM214 97V98H215ZM225 97V96H224ZM240 97H242V96H240ZM254 97V96H253ZM27 98V97H26ZM25 98V99H26ZM31 98V97H30ZM42 98V97H41ZM152 98V99H153ZM170 98V99H171ZM230 98V97H229ZM236 98V97H235ZM256 98H258V97H256ZM22 100V101H20V100ZM29 99V98H28ZM28 99H26V101L28 100ZM34 98H32V100H33ZM48 99H50V98H48ZM51 99H54V97L53 98H51ZM145 99V98H144ZM215 99V100H216ZM228 99V98H227ZM232 98H230V100H231ZM238 99H239V97H238ZM237 99V100H238ZM251 99V98H250ZM54 100H56V102H57V100H59V99H54ZM62 100V99H61ZM63 100H65V99H63ZM108 100V99H107ZM126 100V99H125ZM124 100V101H125ZM130 100V99H129ZM241 100V99H240ZM247 100V99H246ZM254 100V99H253ZM259 100V99H258ZM34 101V100H33ZM223 101H224V98H223ZM222 101V102H223ZM232 101V100H231ZM242 101H243V99H242ZM241 101V102H242ZM249 101V100H248ZM248 101H247V104H248V106L247 105H245V104H242L241 103V105H236V106H234V108H232L233 110V112H231V111H229L228 112V110H226L225 109V112L223 113V114H225L224 116V121H223V123L221 124L220 123V128L221 129H223V130H225V132L227 133V138H228V141H227V143H225V144H221V151H220V153H221V156H220V158H219V160H222V162H223V165L224 166H229L230 168H231V170H233V173H234V168H239V167H237V166H239V164L241 165V167L243 168H241L242 170H239V172H237V171H235V174L234 175H236V173H237V175H238V178H240L241 180H243V181H245V182H249V180L250 179H254V180H258L259 182H261V183H263L264 184V131H263V129L262 130H260V129H257L256 127H254V126H256V124H250L249 123V121H252L253 122V120L254 121H256L255 119H257V120H260L261 119V117H263L264 116V113H262L261 112V109H264V108H262V104H259L260 106L259 107H261L260 108V111H259V109H256V107L255 108H253L254 107V105H256L257 106V104L255 103L254 105H253V107L252 106H250V104L251 103H248ZM21 102V103H20ZM35 102V101H34ZM43 102V101H42ZM46 101H44L43 102V104L42 105H44V103H45ZM48 102H54V101H49L48 100ZM61 102V101H60ZM60 102H58V104L60 103ZM109 102V101H108ZM127 102V101H126ZM125 102V103H126ZM152 102V101H151ZM162 102V101H161ZM160 102V103H161ZM172 102H174V101H172ZM207 102V101H206ZM208 102H210V101H208ZM213 102V101H212ZM212 102H211V104H212ZM225 102V101H224ZM250 102V101H249ZM253 102V101H252ZM257 102V101H256ZM261 102V101H260ZM107 103V102H106ZM110 103V102H109ZM148 103V102H147ZM152 103H155V102H152ZM163 103V102H162ZM214 103V102H213ZM228 103V102H227ZM226 102L224 103V107L226 106V105H228V107L230 106V104H227ZM237 103H239V101L237 102ZM243 103H244V101H243ZM254 103V102H253ZM258 103V102H257ZM264 103V102H263ZM29 104H30V101H29ZM47 104H49V103H47ZM60 104H62V103H60ZM209 103H207V105H208ZM220 103H218V105H219ZM233 104V103H232ZM240 104V103H239ZM33 105H35V103L33 104ZM40 105H41V103H40ZM53 105H55V104H53ZM52 105V106H53ZM107 105L109 106V108L112 110V112L114 113L115 112V108L113 107V106H110L108 103H107ZM129 105V104H128ZM153 105V104H152ZM215 105V104H214ZM217 105V106H218ZM221 105V104H220ZM234 105V104H233ZM252 105V104H251ZM24 106V105H23ZM25 106H27V105H25ZM59 106V105H58ZM168 106V105H167ZM199 106V105H198ZM222 106V107H223ZM264 106V105H263ZM39 107V106H38ZM38 107L35 109L34 107H31V108H34L36 111H37V109H38ZM44 107V106H43ZM160 107V106H159ZM209 107H210V105H209ZM209 107H208V109H209ZM221 107V108H222ZM223 107V108H224ZM46 108H48V106L46 107ZM45 108V109H46ZM50 108H52L51 107V104H50ZM55 108H58V107H56L55 106ZM114 108V109H113ZM126 108V107H125ZM219 108V107H218ZM226 108V107H225ZM130 109H132L131 107H130ZM206 109V108H205ZM213 109V108H212ZM231 109V108H230ZM47 110V109H46ZM45 110V111H46ZM50 110V109H49ZM49 110H47L46 112H48ZM53 110V109H52ZM158 110H160L159 108H158ZM158 110H157V113H158ZM165 110V109H164ZM221 110V109H220ZM219 110V111H220ZM40 111V110H39ZM44 111V110H43ZM54 111V110H53ZM154 111V110H153ZM155 111H156V109H155ZM206 111H208L207 109H206ZM223 111V110H222ZM55 112H57V111H55ZM133 112V111H132ZM161 112V111H160ZM37 113H42V111H40V112H37ZM36 113V114H37ZM44 113V112H43ZM50 113V112H49ZM51 113H52V111H51ZM94 113V112H93ZM92 113V115H91V117H90V122L89 123H92L93 124V129L94 130H96V131H99L100 133L102 132V129H101V127H100V125L98 124V122H97V120H95V114H93ZM164 113H166V112H164ZM212 113V112H211ZM53 114V113H52ZM51 114V115H52ZM115 115H116V113H114ZM210 114V113H209ZM216 114V113H215ZM214 114V115H215ZM223 114H222V117H223ZM49 115V114H48ZM133 115V114H132ZM154 115V114H153ZM230 115H231V117H230ZM44 116H46V114L44 113ZM180 116H184V113H181V115ZM32 117H34V119L32 118ZM116 117L120 120V119H122V118H120V117H118L117 115H116ZM154 117V116H153ZM176 117V116H175ZM228 117H230L231 119H229L228 120ZM47 118H48V116H47ZM49 118H50V116H49ZM219 118V117H218ZM149 119V118H148ZM175 119V118H174ZM181 119V117H178L176 120H175V123L173 124V127H172V132L174 131V132H176V135H178L179 137H182V135H179L178 133H181V132H183L185 129H183V127H182V123H183V120H180ZM182 119H183V117H182ZM34 120V121H33ZM53 120H54V117H53ZM157 120V119H156ZM232 120V121H231ZM51 121V120H50ZM57 121V120H56ZM167 121V120H166ZM199 121V120H198ZM217 121V120H216ZM219 121V120H218ZM228 121H230L229 123H230V125L228 124ZM262 120H260V122H261ZM54 122V121H53ZM77 122V121H76ZM75 122V123H76ZM102 122H104V121H102ZM120 122L122 123V125L127 129V131L129 132V134L131 135V132H130V130H129V126L123 121V120H120ZM232 122V123H231ZM237 122H241L242 123V125H243V127H238L239 129H238V133H236L234 130H232L231 129V127H233L234 126V124L235 123H237ZM259 122V123H260ZM151 123V122H150ZM212 123V122H211ZM210 123V124H211ZM258 123V124H259ZM51 124V123H50ZM49 124V125H50ZM54 124V123H53ZM79 124V123H78ZM81 124V123H80ZM104 124H106V123H104ZM152 124V123H151ZM238 124V123H237ZM247 124H250L249 126L247 125ZM257 124V125H258ZM260 125H261V123H260ZM264 125V124H263ZM47 126V125H46ZM196 127L195 128H197V131L199 130V129H201L200 128V125H198L197 123H196V125H195ZM48 127V126H47ZM51 127H53L52 125H51ZM56 127V128H57ZM156 127V126H155ZM154 127V128H155ZM182 127V128H181ZM235 127V126H234ZM233 127V128H234ZM259 127V126H258ZM107 128H109V127H107ZM152 128H153V126H152ZM219 128V129H220ZM262 128V127H261ZM264 128V127H263ZM49 129H50V127H49ZM53 129V128H52ZM169 129V128H168ZM54 130V129H53ZM153 130V129H152ZM203 130V129H202ZM235 130H237V129H235ZM54 131H56V130H54ZM154 131V130H153ZM201 131V130H200ZM199 131V132H200ZM210 131V130H209ZM150 132V131H149ZM58 133V132H57ZM221 133H223L222 131H221ZM66 134H68L67 132H66ZM70 135V134H69ZM223 135H225V134H223ZM217 136V135H216ZM63 137V136H62ZM104 137V136H103ZM103 137H102V139H103ZM131 137L134 139V137L131 135ZM197 137H198V135H197ZM202 137V136H201ZM200 136H199V138H201ZM219 137V136H218ZM221 137H222V139L224 138L225 139V136L223 137L222 136V134H221ZM69 138V137H68ZM178 138V137H177ZM196 138V137H195ZM199 138H198V140H199ZM217 138V137H216ZM136 139V138H135ZM134 139V141L138 144V142L136 141ZM221 139V140H222ZM176 140V139H175ZM197 139H194V141H198ZM202 140V139H201ZM219 139L217 138V140H215V141H218ZM221 140H219V141H221ZM200 141V140H199ZM201 142V141H200ZM203 142V141H202ZM208 142H209V140H208ZM222 143H224V141H221ZM187 143V142H186ZM195 143H197V142H195ZM118 144V143H117ZM198 144H203V143H198ZM198 144H195V145H198ZM217 144L218 143H216L215 145H216V148H217ZM220 144V143H219ZM199 145V146H200ZM138 146L140 147V145L138 144ZM141 148V147H140ZM85 149V148H84ZM142 149V148H141ZM186 149V148H185ZM210 149V148H209ZM220 149V148H219ZM218 149V150H219ZM212 150H214V149H212ZM142 151L144 152V150L142 149ZM217 151V150H216ZM183 152V151H182ZM198 152V151H197ZM200 152V151H199ZM213 152H215V151H213ZM219 152V151H218ZM218 152H217V154H218ZM124 153V152H123ZM33 154V155H34ZM144 154H145V152H144ZM197 154V153H196ZM214 154H216V153H214ZM146 155V154H145ZM214 156V155H213ZM219 156H217V157H219ZM236 157V159H235V157ZM147 158H148V156H146ZM216 156H214V158H215ZM10 159L11 160H14V158L13 157H10ZM149 159V158H148ZM216 159H218V158H216ZM152 160V159H151ZM203 161H204V159H202ZM150 161V160H149ZM163 161V160H162ZM153 162V161H152ZM198 162H199V160H198ZM160 163V162H159ZM152 164V163H151ZM198 164V163H197ZM203 164V163H202ZM206 164H208V163H206ZM216 165V163H214L213 162V165ZM232 166H230V165ZM236 164H238V165H236ZM139 165H137V166H139ZM215 165H214V167H215ZM234 165L236 166V167H234ZM155 166V165H154ZM153 166V167H154ZM173 166V165H172ZM201 166H203V165H201ZM208 165H205L204 167H205V171H207L208 169V167H207ZM217 166H219V165H216V167ZM221 166V165H220ZM200 167V166H199ZM209 167H211V166H209ZM213 167V166H212ZM213 167V168H214ZM215 167V168H216ZM155 168V167H154ZM188 168V167H187ZM200 168H202L203 170H204V168L203 167H200ZM217 168H220V167H217ZM139 169V168H138ZM155 169H157V168H155ZM201 169V170H202ZM211 169V168H210ZM221 169V168H220ZM219 169V170H220ZM246 169H248V170H253V172H246V171H244V170H246ZM202 170V171H203ZM225 170V169H224ZM223 170V171H224ZM157 172H158V170H156ZM202 171L200 172V173H202ZM205 171L203 172V173H205ZM210 171V170H209ZM213 171V170H212ZM215 171H216V169H215ZM223 171H221V173L223 172ZM179 172V171H178ZM214 172V171H213ZM199 173V172H198ZM217 173H218V171H217ZM227 171L225 172V176H227ZM158 174L159 175H161L160 174V172H158ZM214 174V173H213ZM205 175H206V173H205ZM205 175H201V174H199V176H205ZM215 175H218V174H216V172H215ZM236 175V176H237ZM34 176H36L35 174H34ZM44 176V177H45ZM162 176V175H161ZM172 176V175H171ZM229 176V175H228ZM43 177V178H44ZM177 177H180V176H177ZM184 177V176H183ZM183 177L181 178V179H183ZM221 176H215L214 178H212L213 180H211L210 179V181H213V182H215L214 184V186H213V184L211 183V184H209V180H206L205 179V177H204V179L206 180V182L204 183L203 182V180L204 179H197V178H195V179H197V183H196V186H197V188L195 189V191L198 193H200V194H203V195H206V196H208V198H212V199H216L217 201H218V199H219V197H222V199H223V201H225V197H224V190H222L223 191V193L221 192V189H225L226 187H224V185H231V184H229V183H225V182H221V181H219V178H220ZM139 178V174L136 176V178H134V184L131 186V189H134V190H139V188H141V193H142V196H145V193H144V191H143V182L141 181L140 182V180L138 179ZM162 178V177H161ZM164 178V177H163ZM162 178V179H163ZM173 178V177H172ZM171 178V179H172ZM175 178H176V176H175ZM174 178V179H175ZM230 178V177H229ZM145 179V178H144ZM177 179V178H176ZM175 179V180H176ZM179 179V178H178ZM195 179H194V181H195ZM41 180H43V183H44V181L46 182V177H45V180L44 179H40V182H41ZM81 180V181H80ZM164 180V179H163ZM165 180H167V178L165 177ZM164 180V182L166 183V181ZM204 180V181H205ZM215 180V181H214ZM49 181V179L47 178V182ZM182 181V180H181ZM233 181V180H232ZM76 182H78V181H76ZM176 182H178L177 180H176ZM174 183L175 184V187H176V184H179V183ZM171 183V182H170ZM169 183V184H170ZM187 183V182H186ZM217 183V184H216ZM168 184V180H167V183H166V185L169 187V189L173 192V188H172V185H169ZM223 184V188L221 187V189H220V187L219 186H221ZM149 185V184H148ZM217 185V186H216ZM233 185H235V184H233ZM45 186H46V184H45ZM178 186H180V185H178ZM259 186V185H258ZM262 186V185H261ZM260 187V186H259ZM177 188V187H176ZM179 188V187H178ZM230 188H231V186H230ZM230 188H228L227 187V189L226 190H228V191H232V192H234V190L232 189V190H230ZM257 188V187H256ZM255 188V189H256ZM262 188L263 187H261V190L260 191H262V194H259V195H262L263 196V194H264V190H262ZM188 189H189V187H188ZM192 189H193V187L192 188H190V190H191V192H193L192 191ZM258 190V189H257ZM68 191V190H67ZM133 190H131V192H132ZM259 191V190H258ZM189 192V191H188ZM207 192H210V195H208L207 194ZM229 192V193H230ZM244 192V191H243ZM255 192H257V191H255ZM139 193H140V191H139ZM174 193V192H173ZM227 194H228V192H226ZM236 193H238L237 191H236ZM191 194V193H190ZM231 195H232V193H230ZM234 194V193H233ZM244 194V193H243ZM247 193H245V195H246ZM258 194V193H257ZM141 195V194H140ZM175 195V194H174ZM141 196V197H142ZM177 198H178V196L177 195H175ZM191 196V195H190ZM230 196V195H229ZM235 196H237L236 194H235ZM247 196V195H246ZM140 197V198H141ZM151 197V196H150ZM158 197V198H159ZM215 197V198H214ZM228 197V196H227ZM232 197V196H231ZM230 197V199H232L233 200V198H231ZM189 198V197H188ZM204 198H205V196H204ZM239 198V197H238ZM91 199V198H90ZM96 199V198H95ZM100 199H101V197H100ZM192 199V198H191ZM228 199V198H227ZM239 199H241V198H239ZM139 200V199H138ZM159 200V199H158ZM178 200L180 201V203L182 204V202H185V201H183V200H181L180 198H178ZM229 200V199H228ZM140 201V200H139ZM231 200H229V202L228 203H230L231 204V202H230ZM233 202V201H232ZM138 203V202H137ZM142 203H143V201H142ZM188 203V202H187ZM212 203V202H211ZM227 203V204H228ZM234 203V202H233ZM232 203V204H233ZM151 204H152V201L151 202H146V203H144L142 206H140V207H138V208H133L132 209V213H133V215H134V218H135V220L136 221H138V222H143L144 223V225H145V227L149 230V226H150V223H151V220H150V210H151ZM156 204V203H155ZM198 204V203H197ZM230 204H228V205H230ZM183 205V204H182ZM190 205V204H189ZM211 205V204H210ZM184 206V205H183ZM185 206H186V203H185ZM214 207H215V204L213 205ZM218 206V203L216 204V207ZM234 208H235V203H234ZM186 210H187V207H184ZM189 208V207H188ZM218 208V207H217ZM223 208H224V205H223ZM204 209V208H203ZM208 209V208H207ZM245 209V208H244ZM189 210H191V208L190 209H188L187 210V212L189 213ZM201 210V209H200ZM230 210H234V209H232L231 207H230ZM246 210V209H245ZM193 211V210H192ZM212 211V210H211ZM251 211V210H250ZM104 212H106V211H104ZM205 212V211H204ZM203 212V213H204ZM209 212V211H208ZM194 213V212H193ZM192 213V214H193ZM251 213V212H250ZM190 214V213H189ZM190 216L192 217V215L190 214ZM205 216V215H204ZM195 217H198V216H195ZM200 217V216H199ZM199 217L197 218L198 220H200L199 219ZM201 218V217H200ZM192 219L195 221V219H194V217H192ZM117 220V219H116ZM202 220V219H201ZM165 221V220H164ZM172 221V220H171ZM216 221V220H215ZM166 222V221H165ZM204 222V221H203ZM213 222V221H212ZM164 223V222H163ZM196 223V222H195ZM197 223H198V221H197ZM196 223V224H197ZM200 224H202L201 223V221H200ZM200 224H197V225H200ZM203 224H205V222L203 223ZM203 224H202V226H203ZM242 224V223H241ZM245 224V223H244ZM134 225V224H133ZM163 225H165V224H163ZM162 225V226H163ZM206 225V224H205ZM214 225V224H213ZM246 225V224H245ZM119 226V225H118ZM201 226V225H200ZM201 226V227H202ZM207 226V225H206ZM242 226V225H241ZM175 227V226H174ZM178 227V226H177ZM204 227V226H203ZM171 228V227H170ZM179 228V227H178ZM200 228V227H199ZM214 228V227H213ZM247 228V227H246ZM173 229V228H172ZM201 229V228H200ZM203 229H205V228H203ZM167 230H169V229H167ZM202 230V229H201ZM208 231H209V228H208ZM171 232H173V231H171ZM210 232V231H209ZM208 232V234H211V233H209ZM217 233H218V231H217ZM175 234H176V231H175ZM205 234V233H204ZM206 234H207V232H206ZM205 234V235H206ZM168 235V234H167ZM179 236H180V234H178ZM211 235H213V234H211ZM211 235H209V236H211ZM162 236V235H161ZM179 236L177 237V234H176V237H177V239L179 238ZM182 236V235H181ZM208 236V237H209ZM207 237V238H208ZM213 237V236H212ZM170 238V237H169ZM181 238V237H180ZM209 239V238H208ZM171 240V239H170ZM179 240V239H178ZM183 240V239H182ZM210 240V242L212 243V240H213V238H212V240L211 239H209ZM2 242H3V240H2ZM162 242V241H161ZM179 242H181V240H179ZM215 242V241H214ZM213 242V243H214ZM212 243V244H213ZM213 245H215V243L213 244ZM218 245V244H217ZM217 245H215L214 247L216 248V246ZM218 247H219V249L218 248H216V250L219 252V254L221 255V257L224 259V254H222L220 251H222V247L221 246H219L218 245ZM156 250V249H155ZM220 250V251H219ZM31 251V250H30ZM193 252V251H192ZM192 252L191 251H186V253H187V258L188 257H191V254H192ZM224 252V251H223ZM0 253H4V257H3V263L2 264H13V262H10L13 258H19V259H24V258H27L28 256H30L31 254H30V252H29V249L27 250V249H24L23 251H22V253H13V252H11V251H9V252H4L3 251V248H0ZM153 255L155 254V253H152ZM227 256V255H226ZM225 256V257H226ZM176 258V257H175ZM227 258V257H226ZM225 258V259H226ZM228 261H229V259H227ZM225 261V260H224ZM226 262V261H225ZM231 262V261H230ZM227 263V262H226ZM232 263V262H231ZM230 263V264H231ZM228 264V263H227Z\"/></svg>", "mask_w": 264, "mask_h": 264}, {"label": "crops", "instance_id": "3", "mask_svg": "<svg viewBox=\"0 0 264 264\" xmlns=\"http://www.w3.org/2000/svg\"><path fill=\"white\" fill-rule=\"evenodd\" d=\"M1 1L2 0H0V2ZM37 1H38V5L36 6V3H34V6L36 7V9L38 11L40 10V8L42 10H46L47 12H50V11L56 12V11H59V9H60V5L56 2V0H37ZM68 1H71L74 3V7H75V9H77L78 14L82 13L84 16L82 14H81V16H83V18H85L86 17L85 13H87V17H89V20L91 18L92 23L95 26L97 25L96 27L98 29L95 26H93L92 23L88 26L89 31L91 30L92 33H94V31H96L95 33H100V35H101V33L104 34V32H107L108 29L111 27V29H112L110 31V35H111V32L113 33L114 31L117 30V28L121 27V25L120 26L119 25L114 26V22H112V19H110V20L106 19L105 20L106 22L103 21L102 19H99L100 16L97 13H95V11L93 10L95 8V6H100L101 8H103L104 11H107V8L109 6H111V3H109V1H111V0H99V1L98 0H92V1L84 0L82 3H79V0H68ZM32 2H34V0H32ZM90 2H92V3H90ZM19 12H20V10H19L18 3L13 0L8 5L7 8L2 9V11L0 12V18L2 19L4 28L6 29V32L9 36V38L18 47V49L21 52H24L28 49V50H30L28 52L31 53L34 50L31 48H32L34 40L36 38V35L34 33L35 29H33L34 31L33 30L29 31V28H28L29 21L27 19H25L22 14H19ZM22 12H23V10H22ZM40 14H42V13H40ZM63 14L65 16L70 15L69 12H66V13L64 12ZM96 16H99V18L97 17V19H96ZM42 17L45 18L44 15ZM50 18H52V17H50ZM85 19H88V18H85ZM97 20L99 21V23L100 22L102 23V24L100 23L101 25L99 24L100 26L98 25ZM59 25H60V23H59ZM91 25L93 26V29L91 28L92 27ZM103 25H104V28H102ZM59 27L61 28V30H65V31L69 30V28H67V27L64 29L63 27H61V25ZM114 27H115V29H114ZM94 28H96L97 30ZM99 28H101L102 30H99ZM67 35H70L71 41L75 42L74 43L75 46L79 47L78 51H81L79 53L80 54L82 53L83 57L86 56L91 60L90 76L92 78H94L95 80H98V81L104 79L106 96H107V91H109V90L116 89L118 91V90L124 89L125 87L129 88L128 92L125 93L126 96L124 95L122 100L119 103L112 104L111 102L109 103L108 100L106 101L109 105L111 104L110 106H113L115 108V109L113 108L115 110L114 113H116L117 109L120 111V113L124 117V119H122V120L124 122L126 121L125 123L128 126L130 125V123L132 121H130L128 118H126L123 111L124 110L128 111L129 112L128 114L130 116H132V112L130 109V107H131L130 101L132 99L137 100V98H140L138 96H142L144 94L146 96V98L149 97V99H150L149 101H145L144 99L143 100L141 99V100L146 102V103L148 102L147 104L146 103H143V104L148 107V110L145 113V117L147 119L149 118L148 119L149 122L152 123V124L150 123L151 128L153 126L152 129L155 131V128L158 126L157 124H154V122H152L151 120L153 118H156L155 113H157V110L159 108L160 110H158L157 114L160 113L162 116L159 117L160 120H158V118H156L158 120V124L159 125L160 124H166L167 127L169 128L168 129L169 133H170V131H172V127H173V124L175 123V120L178 117H181L180 116L181 113L186 112L187 110H184V109H186L188 107H182L179 111L178 107H179V104H181V102L178 103L177 100H173V98H171L172 96L169 97L168 95H166V91L160 93V95H159V93H157V91H159L157 89V86L159 84V82H158L159 80L157 79L158 77L157 78L155 77V73H153L154 76H152L151 74H150L151 75L150 76L149 73H151V70L154 71L156 69H159V67L158 66L153 67V66H155L154 64H156V63L151 61L150 66L152 67V69L151 68H144L143 71L140 72V70H141V54L136 52L135 49L130 52L132 43L134 41L129 40L130 35L128 33H125L123 30H118V32L115 34V36L103 48H102V45L100 44V45H95V46L88 48V49L83 46L84 42L86 41V39L83 35L77 33L76 31H73L71 34L67 33ZM76 35H78V36H76ZM101 36H103V35H101ZM105 38H106V36H105ZM82 40H84V41H82ZM104 40H106V39H104ZM77 44H79V45H77ZM81 49L83 50V52ZM126 54H127V56H126ZM129 55H131V56H130V58L127 59V57H129ZM117 66H119V67H117ZM45 67L46 68H44V71L42 72V74L44 76H47L48 78H50L52 80L55 79V76L57 73L54 72L53 70L49 69L47 66H45ZM148 69H149V71H148ZM146 71H148V72H146ZM147 74H148V76H150V79L153 80V81H151L152 83L146 84V83L140 82L142 75H147ZM138 83L139 84L141 83V84L139 85ZM156 83H158V84H156ZM165 90H166V88H165ZM139 93L140 94L143 93V94L140 95ZM155 94H157V95H155ZM127 95H129V96H127ZM163 96H164V98H163ZM165 97L169 98L168 100L170 101V103L168 106L166 104H164L165 102H169V101L164 100V99H166ZM151 99L155 100V101H152ZM151 101L155 102V103H152ZM172 101H174V102H172ZM163 104L166 105V107ZM78 105H79V103L74 108H77ZM155 109H156V111H155ZM77 111H78L77 115H80V117H83L86 114L87 110H86V108H80ZM164 112H166V113H164ZM116 115L119 116L117 113H116ZM120 118H122V117H120ZM152 129H151V132L153 131ZM129 130H130V127H129ZM173 134H175V133H173ZM131 135L134 137V135L132 133H131ZM138 142H139V140H138ZM139 144L141 146L140 142H139ZM101 145L103 147L105 144L101 143ZM101 153H102V151H100V154ZM105 156H106V158H105ZM107 156H108V152H103V157L102 158L99 157V163H100L99 168H100V170L109 171L110 172L109 177H113L114 176V170H115L114 169V162L110 161L109 156L108 157ZM129 167H130V164L128 166L122 168L121 169L122 174H125V172L129 169ZM180 188H182V186ZM186 189H185V192H186L185 194L188 193V189L187 190ZM249 239L251 240V237ZM250 240L245 239V241H243L244 245L246 247L245 249L248 248L249 244H250V246H252V243L250 242ZM239 251H240V249H239ZM245 253H246V255H244V257L242 259V261H243L242 264L248 263V261L251 258V255H252V251L251 250H248V251L245 250ZM260 253H262V254L264 253V243L261 247ZM258 262H259V264H264L262 261H260V257L259 258L256 257V259H254L252 264H257Z\"/></svg>", "mask_w": 264, "mask_h": 264}, {"label": "water", "instance_id": "4", "mask_svg": "<svg viewBox=\"0 0 264 264\" xmlns=\"http://www.w3.org/2000/svg\"><path fill=\"white\" fill-rule=\"evenodd\" d=\"M22 3L24 4L25 8L29 12L32 19L36 22V24L42 29L44 34L49 38V40L52 42L54 47L59 52L60 56L65 60V62L70 66V68L73 70V72L76 74L78 79L81 81V83L84 85V87L88 90L89 94L94 98L96 103L102 108V110L106 113L109 120L112 122V124L116 127V129L120 132V134L123 136V138L126 140L130 148L133 150V152L136 154V156L139 158V160L142 162L144 167L147 169V171L150 173V175L154 178L156 183L160 186V188L164 191V193L168 196L170 201L174 204V206L177 208V210L181 213V215L184 217V219L188 222L190 227L193 229V231L197 234V236L200 238V240L204 243L206 248L209 250V252L212 254V256L216 259V261L219 264H227L224 259L221 257L219 252L216 250L214 245L210 242V240L207 238V236L204 234V232L199 228V226L195 223V221L192 219L190 214L187 212V210L184 208V206L180 203L178 198L174 195V193L169 189V187L166 185L164 180L161 178V176L158 174L156 169L153 167L149 159L146 157L142 149L138 146V144L134 141V139L131 137L127 129L122 125L120 120L116 117V115L112 112V110L109 108L107 103L102 99V97L98 94L96 89L92 86L88 78L84 75V73L79 69L77 64L74 62L72 57L69 55V53L66 51L62 43L58 40V38L53 34V32L50 30L48 25L44 22V20L41 18L40 14L34 7L31 0H22Z\"/></svg>", "mask_w": 264, "mask_h": 264}]
</instances>
